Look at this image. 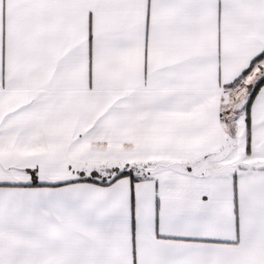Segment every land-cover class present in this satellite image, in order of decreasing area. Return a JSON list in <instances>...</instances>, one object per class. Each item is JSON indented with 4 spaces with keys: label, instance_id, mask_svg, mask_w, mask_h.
I'll use <instances>...</instances> for the list:
<instances>
[{
    "label": "snow or ice",
    "instance_id": "obj_1",
    "mask_svg": "<svg viewBox=\"0 0 264 264\" xmlns=\"http://www.w3.org/2000/svg\"><path fill=\"white\" fill-rule=\"evenodd\" d=\"M0 264H264V0H0Z\"/></svg>",
    "mask_w": 264,
    "mask_h": 264
}]
</instances>
